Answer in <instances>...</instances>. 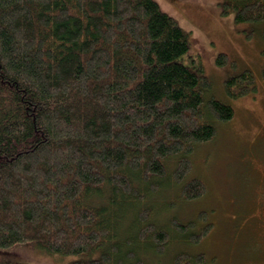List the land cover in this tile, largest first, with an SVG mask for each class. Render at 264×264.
Segmentation results:
<instances>
[{
    "label": "trees",
    "instance_id": "trees-1",
    "mask_svg": "<svg viewBox=\"0 0 264 264\" xmlns=\"http://www.w3.org/2000/svg\"><path fill=\"white\" fill-rule=\"evenodd\" d=\"M223 11L263 21L264 0H224ZM189 48L155 0H0V247L149 264L174 235L204 238L212 222L196 231L174 201L205 194L192 155L234 108L180 61ZM255 87L249 69L225 81L235 98ZM206 262L179 250L164 264Z\"/></svg>",
    "mask_w": 264,
    "mask_h": 264
},
{
    "label": "rangeland",
    "instance_id": "rangeland-1",
    "mask_svg": "<svg viewBox=\"0 0 264 264\" xmlns=\"http://www.w3.org/2000/svg\"><path fill=\"white\" fill-rule=\"evenodd\" d=\"M155 1L189 33L190 48L180 61L203 70L210 92L230 103L234 116L218 121L217 134L192 155L190 176L205 181V194L174 201L181 219L197 220L196 231L207 220L211 228L199 243L174 235L164 256L149 253L144 260L164 264L185 250L205 252V264H264V20L237 22L234 11L224 13V0ZM221 53L228 56L223 64L218 63ZM246 69L253 72L256 89L229 96L226 79ZM160 199L169 204L174 196L165 192ZM76 257L46 253L32 241L0 247V264H68Z\"/></svg>",
    "mask_w": 264,
    "mask_h": 264
},
{
    "label": "bare ground",
    "instance_id": "bare-ground-1",
    "mask_svg": "<svg viewBox=\"0 0 264 264\" xmlns=\"http://www.w3.org/2000/svg\"><path fill=\"white\" fill-rule=\"evenodd\" d=\"M195 177V176H194ZM202 226V225H201ZM194 229V228H193ZM202 232V231H201ZM203 233V232H202ZM194 245H196V244H194Z\"/></svg>",
    "mask_w": 264,
    "mask_h": 264
}]
</instances>
